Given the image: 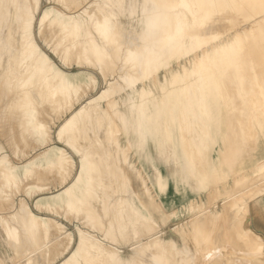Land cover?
Returning <instances> with one entry per match:
<instances>
[{"label": "bare ground", "instance_id": "bare-ground-1", "mask_svg": "<svg viewBox=\"0 0 264 264\" xmlns=\"http://www.w3.org/2000/svg\"><path fill=\"white\" fill-rule=\"evenodd\" d=\"M238 18L244 20L235 27ZM222 20L226 24L227 20L234 21L235 30L233 34L226 33V38L216 39L224 33L216 32ZM38 39H42L45 48L40 47ZM249 50L261 54L243 55ZM118 56L125 72L121 68L122 73L115 72L118 79L110 77L111 80L102 70L110 67L107 70L112 71L119 65L114 63ZM52 57L62 63L70 64L72 59L78 66H91L108 79L88 97L86 89L100 84L97 77L86 68L62 69ZM257 57L264 61V0H0V124L9 122L8 128L5 125L9 131H12L10 125L14 126L18 136L15 138L22 140L21 143L24 138H30L41 146L36 153L22 155L24 159L20 163L9 161L8 155L7 158L0 156V207L11 200L13 194L8 191L24 187L26 193L36 195L35 210L16 209L12 200L10 206L8 203L10 210H16L17 223H9L8 217L2 221L0 216V249L3 238L16 244L20 233L30 239L29 234L38 232L45 241L57 236L54 246L57 255L66 250L67 254L55 264H208L206 255L217 252L213 253L216 246L212 248L213 241L209 243V233L202 231V227L205 229V225L220 220L227 230L232 226L227 227L228 224L236 223L232 216L243 210L242 216L244 213L246 218L236 216L241 221L237 219L239 227L232 232L237 237L234 241H243V249L237 251L240 248L235 250L224 244L227 246L223 253L219 252L220 256L226 264H264V236L257 231L259 228L250 227L251 215H248L249 203L264 195V189H260L262 184L264 187V150L254 154L256 143L264 144V72L256 68L259 63L254 64ZM123 89L124 95H121ZM116 95L118 100L110 101ZM80 99L83 101L75 106ZM104 101L105 107L101 105ZM62 106L65 113L60 110L64 115L53 131L56 137L53 142L45 124L52 115L45 118L42 113L49 110L60 115L58 109ZM110 110L115 117L109 118ZM221 110H228L229 117L236 112L242 117L263 115L262 119H245L252 126L248 132L253 134L246 131L249 135H243L241 132L246 128L236 125L240 134L237 136L239 132L235 131L234 145L225 147L233 155L226 161L224 147L220 152L223 157L212 152L218 143L230 144L227 135L231 136L235 130V126L231 133L225 130V134L229 131L226 137L213 134L212 126L223 116L219 113ZM56 115L53 117L59 118ZM115 124L122 130V140L132 148L134 160L126 147L119 145L118 137H114L119 129ZM97 139L106 142H94L92 146ZM79 140H84L82 148L77 144ZM110 142L112 149L108 148ZM149 142L153 143L152 147ZM64 145L79 156L73 175L70 172L75 161ZM195 156L200 158L198 162ZM38 171L46 175L54 172L61 186L49 190L48 182L38 181L41 175ZM249 175L257 180L250 185L243 184L242 181L251 179ZM230 179L232 184L247 185L245 188L241 185L244 190L238 187L239 190H231L234 192L226 195ZM147 182L159 197L169 198L172 205L179 206L169 216L191 211L196 194L209 193L217 184L222 185L223 191L216 194L215 189L213 199L225 196L216 202L217 210H207L211 203H206L203 214L206 219H200L204 226L200 227L201 223L196 220L187 231L182 229L183 233L174 230L178 223L157 230L154 212L158 209L152 206L153 202L149 205L144 200ZM121 186L126 187L128 194L113 198L112 194L119 192ZM210 199L213 200L207 201ZM226 203L229 210L235 208L236 213L232 215V210L229 214L231 217L226 214ZM64 210L67 214L72 212L81 223H77L74 231L52 218L53 213ZM160 215L163 222L164 216L161 212ZM91 231H98L100 235ZM167 232L171 236H164ZM188 237L197 244L193 249L186 243L179 245V241ZM221 243L218 242L219 246ZM219 253L215 255L218 257ZM232 254L236 260L229 259Z\"/></svg>", "mask_w": 264, "mask_h": 264}, {"label": "rangeland", "instance_id": "rangeland-1", "mask_svg": "<svg viewBox=\"0 0 264 264\" xmlns=\"http://www.w3.org/2000/svg\"><path fill=\"white\" fill-rule=\"evenodd\" d=\"M42 1H45V0H42ZM239 19V18H238ZM238 19H236L235 21H237ZM241 19V18H240ZM240 19L238 20V23L236 22H234V21H229V20H227V24H226V20H222L221 22H220V25L218 24V28L220 29V30H222V31H217L216 30V32H220V33H223V34H220L218 37L219 38H216V39H220V38H226V33H227V35H230V34H233V32H234V30H235V27H237L238 25H240L241 23L240 22H242L243 20H244V18L242 19V21H240ZM224 23V24H223ZM229 23V24H228ZM230 23H232V24H230ZM236 25H235V24ZM233 26V27H231V29H233V30H231L230 29V26ZM234 25H235V27H234ZM220 26V27H219ZM227 26V27H226ZM225 31H224V30ZM226 29H227V31H226ZM228 29H230V30H228ZM228 31H229V33H228ZM223 35V36H222ZM215 39V40H216ZM40 40V41H39ZM213 41V40H212ZM245 42L247 43L248 41H246L245 40ZM38 43H39V45H40V47L41 48H45L44 47V43L42 42V39H38ZM246 48V47H245ZM245 48H244V50H245ZM248 48V47H247ZM249 49V48H248ZM252 49H255V48H252ZM257 49V48H256ZM254 50H249V51H246L245 53H243V55H245V54H252V55H254V54H261V52H256V51H254ZM248 52V53H247ZM119 55H121V54H119ZM119 57H121V56H118V59H116V61L117 60H120V58ZM259 57V56H258ZM257 57V59L258 60H256L255 62H254V64L255 65H258V63H259V67L257 66L256 68H258V70L260 71V72H264L263 70H264V61H263V59L261 58H258ZM53 59H55V61L58 63V65L60 66V68H62V69H66V68H69V69H73V70H76L77 68H86L89 72H91L93 75H95L96 77H97V79H98V81H100V84H98L94 89L92 88H90V87H88L89 89V91L86 89V92H85V94H87V96L89 97V95H93V94H95L99 89H100V87H103L104 85H103V83L105 82L104 80H107L108 78L109 79H113V80H117L118 78H117V76L116 75H118V74H116V73H120V71H121V73H122V69L121 68H123L122 67V65H124V64H122L121 62V60H120V63H118L119 61H114V63L116 64H121V66H119V65H117L116 67L114 66V69L113 70H115V71H111V69H110V71L109 70H107V69H109L110 67H103L104 69L102 70V72L103 71H109L108 73L106 72H103L104 74H106V75H108V78H107V76H106V78L104 77L105 75L101 72V73H98V74H100V76L96 73V71H95V69H93L91 66H88V65H81V66H78V65H80V64H78L77 65V63L75 62V61H73L72 59L71 60H69V63L70 64H68V62H63L62 63V61H60V60H58V59H56L55 57H52ZM115 60V59H114ZM262 60V61H261ZM261 61V62H260ZM74 63V64H73ZM114 64V65H115ZM63 65V66H62ZM73 65H74V67H73ZM254 65V66H255ZM69 66V67H68ZM71 66V67H70ZM2 69L4 70V68L6 67V65H5V63L4 64H2ZM65 67V68H64ZM90 67V68H89ZM120 67V68H119ZM75 68V69H74ZM118 68V69H117ZM259 68H261V69H259ZM123 70H124V72H125V66H124V68H123ZM117 71V72H116ZM115 74H114V73ZM112 74V76L114 77H112V76H110ZM114 74V75H113ZM100 77V78H99ZM104 77V78H103ZM111 77V78H110ZM117 78V79H116ZM100 79V80H99ZM111 79V80H112ZM263 81H264V79H263ZM119 84H120V82H119ZM121 84H123V83H121ZM120 84V85H121ZM121 86H124V84L123 85H121ZM262 86L264 87V83H262ZM228 88V87H227ZM93 90V91H92ZM122 92V93H121ZM120 93H121V95H124V89L121 91ZM84 94V97H83V100H84V98L86 97V95ZM119 96V95H118ZM118 96L116 95V96H114V97H112V98H110V101H117L118 100ZM112 99V100H111ZM82 99H80L79 101L80 102H78V104H76L75 106H78L82 101H83ZM112 101V102H113ZM221 102H223V100H220ZM101 105H104V107L106 106L105 105V101L104 102H101ZM63 106L61 107V108H59L58 110L60 111H63ZM110 109V108H109ZM225 110V109H224ZM224 110H221L219 113H221V115L223 114V116H222V118L220 117V120H219V122L218 123H216V124H214L213 126H212V132H213V134L215 135V133L217 134V136H225L226 134H228L229 133V131H230V133L232 132V128H234V126H235V130H233V132H234V134H235V131L237 132L238 130H240V129H244V128H246L245 130H244V132H241L243 135H249V134H253V132H251V133H249L248 132V130H250L251 129V127L252 126H250V124L249 123H247L248 124V126H247V124H246V122H248V121H246L247 120V118L250 120L251 118L252 119H254L255 118V116H254V118L252 117V116H241V115H239L238 116V112H236V110H234L236 113H238V114H236V113H234V114H232V111L230 112L232 115H230V116H232V117H229V111L228 110H226L227 112H224ZM60 111V115H59V112L58 113H56V112H54L53 111V114H52V111H44L45 113H47L46 115H44L43 113H42V115H43V117L44 116H46L45 118H47L48 117V115L50 116V115H52V116H50L49 118H47L46 120L48 121H46L45 120V124H46V129H47V131H49V139L51 140L52 139V141L54 142V141H56V137L53 135V131L56 129V126L60 123V121H61V119H62V117H63V113H65L64 111H63V113ZM109 111V110H108ZM107 111V112H108ZM55 113V114H54ZM111 113V114H110ZM227 113V114H226ZM57 114V115H56ZM108 114H109V118H110V116L111 117H113L114 116V114H113V112H112V110H110V112H108ZM113 114V115H112ZM236 114V115H235ZM54 115H56L55 117H57L58 115H59V118L57 119V118H54L53 116ZM224 115H228V117L230 118V119H228V117L226 118ZM234 116V117H233ZM236 116V117H235ZM241 116V117H240ZM51 117H53V119L52 120H49ZM115 117V116H114ZM242 118V119H240V118ZM245 117V118H244ZM251 117V118H250ZM262 117H263V115L261 114L260 116H258V117H256V118H259V119H262ZM44 118V119H45ZM225 118V119H224ZM232 118V119H231ZM255 118V119H256ZM55 119H57V120H55ZM60 119V120H59ZM223 119H224V121L226 120V122H223ZM229 121H228V120ZM235 119V120H234ZM237 119H239L240 121H241V123H242V125L240 126V121L239 120H237ZM246 119V120H245ZM254 119V120H255ZM236 120H237V123L239 124H237L236 123ZM53 121H55V122H53ZM103 121H104V119H103ZM221 121H222V123H223V125H221L222 123H221ZM231 121V124L229 123ZM242 121H244V123L242 122ZM246 121V122H245ZM47 123H48V125L51 127H49V126H47ZM102 124V130H103V133L105 132V130H104V125L106 124L105 123V121L104 122H101ZM225 123H226V125H225ZM235 123V124H234ZM7 124H9V122L7 123ZM7 124H0V156H3V155H5L6 156V158H7V155H8V158L7 159H10L9 161H11V162H16V163H20L23 159H24V157L22 158L21 156L22 155H31V154H33V153H36V152H38L39 151V149L41 148V146H39L38 145V143L36 142H33L32 140L30 141V138H24L23 139V142L21 143L20 141H22V140H19V139H17L16 140V138H18V136H17V134H16V130H14L15 129V127L14 126H12V128H11V125H10V130H12V131H9V129H7L8 127L7 126H9V125H7ZM220 124V125H219ZM227 124H230L231 126H229V125H227ZM232 124H234V125H232ZM246 125V126H244V127H242L243 125ZM4 125V126H3ZM5 125H6V127H5ZM236 125H237V127H241L240 129L239 128H236ZM115 126H117L118 128H119V126H118V124L116 125H114V127ZM228 126L229 127H231V130H230V128L228 129ZM233 126V127H232ZM14 127V128H13ZM48 127H49V129H48ZM173 128H174V126H172ZM216 127H219V128H216ZM247 127H250V128H247ZM7 129V130H6ZM113 130V132H114V130H115V128H112ZM117 129V128H116ZM217 129H218V131H217ZM111 130V129H110ZM118 130H120V131H118ZM118 130H116L115 131V135H114V133H113V135H114V137H118V143H119V145H122V146H125L126 147V150L128 151V153H129V155H130V157H131V159L132 160H134V155H133V150H132V148L131 147H129L128 146V143L126 142V141H124V140H122V137H123V133H122V130L119 128ZM225 130L227 131V130H229L228 132H226V134H225ZM2 131V132H1ZM7 131H9V132H7ZM52 131V132H51ZM249 133H247V132ZM13 132V133H12ZM100 132V131H99ZM99 132H97V134L99 133ZM118 132L120 133V134H118ZM239 132V133H238ZM237 133H238V135H237V133L234 135L233 133H231V136H230V134H228L227 135V137H230V140H229V142H230V144L228 143H224L223 142V145H222V143H218V146H216L215 148H214V150L212 149V152H215V153H219L220 154V157H223V154H222V156H221V153L220 152H223L224 151V149H225V152L224 153H226V155L224 154V160L226 161V159L228 160L229 159V155H231V156H233L232 154H230V150H228V151H226V148L225 147H229L230 145H234V143H235V141H234V137H236V135L237 136H239V134H240V131H238ZM52 133V134H51ZM117 133V134H116ZM218 133H220V134H218ZM223 133H224V135H223ZM246 133V134H245ZM109 134V133H108ZM174 134H176V132L174 131ZM11 135H13L14 137H13V139L11 138ZM3 136V137H2ZM8 136V137H7ZM16 137V138H15ZM83 137H86V134H83ZM226 137V136H225ZM233 137V138H232ZM15 139V140H14ZM55 139V140H54ZM12 140V141H11ZM29 140V141H28ZM49 140V142L50 143H52V141H50ZM98 140V139H97ZM91 141L93 144H91L92 146H94V142H95V144H96V142L98 143V142H102V141H104V140H98V141ZM9 141V142H8ZM11 141V142H10ZM14 141H16V142H14ZM20 142L19 144H18V142ZM83 141L84 140H79L78 141V146H81V148H82V146H84V145H82V143H83ZM13 142V143H12ZM24 142H26V143H24ZM31 142V143H30ZM81 142V143H80ZM100 142V143H101ZM104 142H106V140L104 141ZM112 142V141H111ZM109 143V146H108V148L109 149H112L113 148V142L112 143ZM15 143V144H14ZM127 143V144H126ZM9 144H10V146H9ZM12 144H13V146L14 147H16L17 148V152H13V146H12ZM16 144H17V146H16ZM21 144V145H20ZM62 144V143H61ZM8 145V146H7ZM27 145V146H26ZM31 145V146H30ZM127 145V146H126ZM149 145L152 147L153 146V143L152 142H149ZM256 145H258L257 146V149H255V151H254V154L255 155H257V154H260L261 153V151L262 150H264V144L262 145V143H256ZM261 145L263 146V147H261ZM12 146V147H11ZM65 146V150L67 151V152H69V155L72 157V158H74V168L72 167V169L74 170H72L71 168L68 170V174H69V171H71L70 173H71V175H73L74 174V172H75V169H76V165L78 164V155H75L73 152H72V149L69 147V146H67V145H64ZM96 146V145H95ZM24 147V148H23ZM26 147V148H25ZM223 147H224V149H223ZM10 148H12V149H10ZM34 148H35V150H34ZM90 148H92V147H90ZM130 148V149H129ZM263 148V149H262ZM19 149V150H18ZM24 149V150H23ZM218 149H220V150H218ZM229 149V148H228ZM20 150L22 151V152H20ZM27 152H26V151ZM15 151H16V149H15ZM25 151V152H24ZM72 152V153H71ZM8 153V154H7ZM12 153H14L15 154V157H14V155L12 154ZM16 153H17V155H16ZM24 153V154H23ZM231 153H232V151H231ZM73 155H75V156H73ZM20 159H19V158ZM196 157V156H195ZM194 157V158H195ZM228 157V158H227ZM197 159H196V161L198 162V159L200 160V158H198V156L196 157ZM222 158V159H223ZM231 158V157H230ZM77 159V160H76ZM21 160V161H20ZM20 161V162H19ZM77 161V162H76ZM76 163V164H75ZM40 172V173H39ZM38 173L39 174H41L40 175V177L39 178H37L38 179V181H43V182H45V183H47L48 182V184L47 185H49V190H55L56 188L58 189L60 186H61V180L60 179H58L59 180V182H60V185H58L59 184V182L56 180L57 178L56 177H54L55 176V174H54V172L52 173V172H50V173H47V175H46V173L44 174V172L42 173V171H38ZM52 173V174H51ZM50 175V176H49ZM67 175V174H66ZM65 175V177L67 178V180H69V178L68 177H70L71 175L69 174V175H67L66 176ZM46 176V177H45ZM144 176V175H143ZM251 176H254V175H249V177L248 178H251ZM44 177V178H43ZM51 177V178H50ZM52 177H54L53 178V180H52ZM48 178V179H47ZM56 178V179H55ZM256 178V177H255ZM254 177H252L251 179H249V180H247L246 182H243L242 181V183L244 184V183H247V184H251L252 182H254V181H256L257 180V178L255 179ZM0 179H1V177H0ZM39 179H41V180H39ZM231 181H230V184H227L226 185V189H228L229 190V192H228V190H227V194L226 195H229V193H231V192H234V191H237V190H239V188L241 189V190H244V189H242L243 187H241V185L242 186H244V188H245V185H247V184H245V185H243V184H241V185H239L240 183L239 182H237V184H232L233 182H232V179H230ZM254 180V181H253ZM0 181H2V180H0ZM30 182H31V180H29ZM32 181H36L35 179L34 180H32ZM52 181V182H51ZM248 181H251V182H248ZM24 182V181H23ZM26 182V181H25ZM24 182V183H25ZM49 182H51V183H49ZM2 183V182H1ZM0 183V184H1ZM55 183V184H54ZM233 185L235 186V187H233ZM147 186H148V192H147V195H146V197H144V200H146V201H148V204L150 205V202H151V204H152V202H153V204H152V206H154V207H156L157 209H158V211L157 212H154V216H155V218H156V220H157V225L156 226H154V228L155 229H159V228H163V227H166L167 225H170L171 223V225L172 226H174V225H176V223H178V227L177 228H175L174 230L176 231V233H183V231H187V229H188V227L191 225V223L192 222H195L196 220H198V223H201L200 224V227H202V226H204V225H202V224H204V222L202 223L201 221L203 220L204 221V218L206 219V214L205 215H203L205 212H206V206L208 205V202H210L211 204H209V207L207 206V210H208V208L210 209V208H214V210H217L219 207H217L215 204H216V202L219 200V199H221V197H224L225 195H218L219 197H217L216 199H213V197H214V194H215V189H216V194H218L220 191H223V187H222V185L221 184H217V186L218 187H216V186H214L213 187V190H214V192H213V190L211 189V191H209V193H204V192H201V193H198V194H196V196H195V200H194V202H193V209L191 210V211H188V212H185V213H178L177 215H175V216H169V213L170 212H172V209H174V208H177V207H179L177 204L176 205H172L171 204V201L169 200V198L168 199H165V198H161V197H159L158 195H157V193H156V191L151 187V185H150V183L149 182H147ZM237 186V187H236ZM56 187V188H55ZM122 187V189L120 188V191L119 192H116V193H113L112 194V197L113 198H117V196L116 195H118V197H125L127 194H128V192L126 191L127 189H126V187H124V186H121ZM232 187H233V189H232ZM239 187V188H238ZM260 187V186H259ZM21 188V189H20ZM17 191L16 190H12L11 192L10 191H8L10 194H13V195H11V200L13 201V202H15L12 206L15 208L16 206V209L18 208H20V209H22V210H25V208L26 207H30L31 209H33V210H35V208H34V204H33V199H34V197L36 196L35 194H33V193H30V194H28V193H26V191H24L25 189H23L24 187H20ZM125 190H124V189ZM219 188V190H218V192H217V189ZM258 188V187H257ZM264 189V187H263V184H262V187H260V189ZM23 189V190H22ZM259 189V188H258ZM231 190H234V191H231ZM16 191V192H15ZM19 191V192H18ZM226 191V190H225ZM124 192H125V194H124ZM149 192H151V193H149ZM154 192V193H153ZM121 193V194H120ZM123 193V194H122ZM127 193V194H126ZM212 193H214V194H211ZM37 194H39V193H37ZM149 194H150V196H149ZM152 194V195H151ZM208 194L210 195L209 197H208ZM215 194V195H216ZM114 195V196H113ZM15 196V197H14ZM156 196V197H155ZM212 196V197H211ZM243 196H245L246 197V195H243ZM153 198V199H152ZM208 198V199H207ZM209 198H212L213 200H211L210 199V201H207V200H209ZM259 199H262V200H264V195L263 196H261ZM258 199V200H259ZM10 199L8 200V202H4V203H6L5 205H3V206H1L0 207V216H1V219H2V221L3 220H5V221H7L6 219H8V221H9V223H12V224H14V223H17V214H15V212H16V210H15V212L13 211V208H11V210H10V203L12 202ZM154 200V201H153ZM160 200V201H159ZM200 202V203H199ZM8 203H9V206H8ZM19 203H20V206H19ZM204 204V207H203V204ZM206 203H207V205H206ZM230 202H228V204H229ZM156 204H157V206H156ZM252 204H254V206L257 204V200H256V202H254V201H252L251 203H249V210H248V215L250 216V220H249V222H250V227L252 228V229H255V230H257L258 228H257V221H256V217H258L259 218V214H263L264 215V205L262 206V208L260 209V210H258V209H256V208H254L253 210L251 209V207H252ZM26 205H29V206H26ZM161 205V206H160ZM202 205V206H201ZM214 205V206H213ZM229 205H231V203L229 204ZM229 205H227V203H226V210H227V208H228V210H229ZM7 206V207H6ZM216 207V208H215ZM7 208V209H6ZM202 208V209H201ZM205 208V209H204ZM231 208V207H230ZM204 209V210H203ZM234 209L235 208H233L232 210H227L226 212V214H231L232 213V215H233V213L235 212L236 213V211H234ZM2 210H5V211H2ZM7 211V212H6ZM12 211H13V213H12ZM232 211V212H231ZM3 212H4V214H3ZM10 212V213H9ZM160 212L162 213V215L164 216V220H163V222H162V220H160ZM231 212V213H230ZM242 212H243V210H238V213H236V214H234L235 215V217H234V215L232 216V215H229L230 217L232 216L233 217V219L235 218L236 219V221H235V219H234V222H236V223H234V224H228L227 225V227H229V225L231 226L230 228H227V230H225V228L223 227V225H221V224H223V222L222 223H220L221 221L219 220V223H218V221L216 222V223H214V224H210V225H205V229H204V227H202L203 229H201L202 231H204V232H208L209 233V240H211V241H209V243H211L212 241H213V243H211V245H212V248L214 247V246H216V248L213 250V253L214 252H217V253H219V252H221L222 251V253H223V251H224V249L223 248H226V246L228 245H230V246H233V248L235 249V250H237L236 248H240V250H237V251H241V249H243V244L244 243H241V242H243L241 239H239L238 241L239 242H237V240H233V239H235V238H237L236 236H235V234L234 233H232V232H234V230L235 229H237L238 227H239V223L237 222V221H241V219L242 218H246V216H245V214L243 213V216H242ZM66 213V214H65ZM67 213H69L67 210L65 211H63V213L62 212H60V214H52V218L56 221H59V222H62L64 225H65V227H66V229H69V230H73L74 231V228L76 227V225H80L81 223H80V221H79V219L77 220V219H75L74 217V215H71L72 214V212H70L71 214H67ZM167 213V214H166ZM198 213V214H197ZM15 214V215H14ZM4 215V216H3ZM8 215V216H7ZM14 215V216H13ZM67 215V216H66ZM70 215V216H69ZM193 215H195V216H193ZM201 215V216H200ZM227 215V216H228ZM241 215V216H240ZM15 216H17V217H15ZM69 216V217H68ZM74 216V217H73ZM226 216V219L228 218ZM236 216H238L239 218L241 217V219H239L238 217L236 218ZM245 216V217H244ZM5 217V218H4ZM8 217V218H7ZM11 217H13V219L11 220ZM194 217H195V219H194ZM199 217V218H198ZM200 217H202V218H200ZM186 219V220H185ZM194 219V220H193ZM200 219H202V220H200ZM237 219H239V220H237ZM244 219H242V220H244ZM176 221V222H175ZM183 221H185V222H183ZM228 221V223H229V220H227ZM226 221V222H227ZM230 221H231V218H230ZM239 221V222H240ZM54 222V221H53ZM175 222V223H174ZM197 222V221H196ZM78 223V224H77ZM180 223V224H179ZM182 223V224H181ZM185 223V224H184ZM263 224H264V222H263ZM182 225V226H181ZM202 225V226H201ZM216 225H218V226H216ZM219 225H220V227H219ZM207 226V227H206ZM218 227V229L216 228V227ZM187 227V228H186ZM214 228H216V230H214ZM182 229H183V231H182ZM225 230V231H220L221 233H219L218 232V230ZM229 229H230V231H229ZM232 229V230H231ZM156 230V231H157ZM206 230V231H205ZM209 230V231H208ZM212 230H214V233L212 232ZM216 231V232H215ZM260 234H261V232L259 231V230H257ZM19 232H21L20 231V229H19ZM92 233H94V234H96L97 232H93V231H91ZM174 232V231H173ZM213 233L212 235H211V233ZM217 232L219 233L218 235H217ZM226 232V233H225ZM38 233V232H37ZM35 234V235H30L29 234V237L31 236L34 240H32L31 239V237H30V239H28V235H27V237L25 236L24 237V235L23 234H21L20 233V236H19V239L18 240H20V241H18V243H17V241H16V244L11 240V241H9L8 240V238L7 239H5V238H3L2 240H3V243H2V246H3V248H1L0 249V261H2L0 264H26V262L28 261V259H29V264L31 263V261H32V263L34 264H55V263H57L58 261H60L66 254H67V252H66V250L62 253L61 252V254H56V251H57V253H58V250H56V247H54L56 244H57V241H58V238H57V236L55 237V238H53V239H50V241H45L44 240V236L42 235V233H38L39 234V236H38V234ZM100 232H98L96 235H100L99 234ZM223 233L225 234V235H223ZM229 233H232L233 235H231V234H229ZM164 234V236H171V234L169 233V232H167V233H163ZM22 235H23V238H22ZM229 235V236H228ZM263 236H264V234H262ZM42 238H41V237ZM211 236H212V238H211ZM218 236H220L219 238H221L220 240H219V238H218ZM222 236H227V237H223L222 238ZM233 236V237H232ZM37 237H39V239L37 238ZM214 237V238H213ZM215 237H217V238H215ZM229 237H231V240L229 239ZM26 238V239H25ZM56 238H57V241H55L56 240ZM28 239V240H27ZM204 239V238H203ZM203 239L201 240V242H200V245L203 243ZM215 239H217V240H215ZM38 240V241H37ZM52 240H54V241H52ZM52 241V242H51ZM186 241V242H185ZM215 241V242H214ZM232 241V242H231ZM13 242V243H12ZM217 242V243H216ZM218 242H219V244H220V242H223V243H221V245L219 246V244H218ZM236 242V243H235ZM9 243H11V244H15L14 246H12V248H11V246H9ZM20 243V244H19ZM22 243V244H21ZM41 243V244H40ZM48 243V244H47ZM55 243V244H54ZM188 244L192 249L194 248V246H196L195 245V242H193V240L190 238V237H188V238H186L185 240H181V241H179V245L181 246L182 244ZM230 243V244H229ZM231 243H235V245H236V247H235V245H233V244H231ZM19 246H18V245ZM28 244V245H27ZM32 244V245H31ZM216 244V245H215ZM218 244V245H217ZM224 244H227L226 246H224ZM238 244H242L241 246L240 245H238ZM20 245H22V246H20ZM30 245V246H29ZM42 245V246H41ZM44 245H45V247H44ZM51 245H53V246H51ZM199 245V244H198ZM203 245V244H202ZM201 245V246H202ZM16 246V247H15ZM25 246H26V248H25ZM38 246V247H37ZM239 246V247H238ZM7 247H9V250H5ZM200 247V246H199ZM203 247V246H202ZM242 247V248H241ZM32 248V249H31ZM221 248V249H220ZM38 249V250H37ZM43 249H44V251H43ZM46 249V250H45ZM49 249H50V251H49ZM53 249V250H52ZM220 249V251H218ZM16 250V251H15ZM22 250V251H21ZM48 250V251H47ZM14 251V252H13ZM36 251V252H35ZM54 251V252H53ZM18 252H20V254L18 253ZM27 252V253H26ZM46 252V253H45ZM51 253V254H50ZM55 255H54V254ZM60 253V252H59ZM217 253H214V254H211L210 253V255L208 256V255H206V257H205V261L206 260H208L207 262H208V264H224L225 262L227 263V261L224 259V258H222L221 256H220V254H222V253H219L218 255V257L215 255V254H217ZM63 254H64V256H63ZM135 254H137L136 253V251H135ZM48 255V256H47ZM54 257H53V256ZM233 255V256H232ZM232 255H230L229 256V259L231 258V260H236V258L237 257H235L234 259H233V257H234V254H232ZM215 256V257H214ZM223 256V255H222ZM15 257H16V259H15ZM27 257H28V259H27ZM137 257V256H136ZM146 257L147 256H143V258H145L146 259ZM208 257V258H207ZM210 257V258H209ZM216 258V259H214V258ZM50 258H51V260H50ZM207 258V259H206ZM213 258V259H212ZM218 258H220V259H218ZM222 258V259H221ZM37 259H38V261H37ZM53 259V260H52ZM209 259H211V261L212 262H210V260ZM27 260V261H26ZM43 260V261H42ZM223 260V261H222ZM34 261V262H33ZM50 261H52V262H50ZM204 261V262H205ZM216 261H217V263H216ZM206 262V263H207ZM224 262V263H223ZM31 263V264H32ZM225 263V264H226Z\"/></svg>", "mask_w": 264, "mask_h": 264}, {"label": "crops", "instance_id": "crops-1", "mask_svg": "<svg viewBox=\"0 0 264 264\" xmlns=\"http://www.w3.org/2000/svg\"><path fill=\"white\" fill-rule=\"evenodd\" d=\"M264 205V200L259 199L257 200V204L254 206V204H252L251 209L253 210L254 208L260 210L262 208V206ZM256 221H257V228H259L258 230L261 232V234H264V215L263 214H259V218L256 217ZM263 220V221H262ZM263 227V228H261ZM261 228V229H260Z\"/></svg>", "mask_w": 264, "mask_h": 264}]
</instances>
